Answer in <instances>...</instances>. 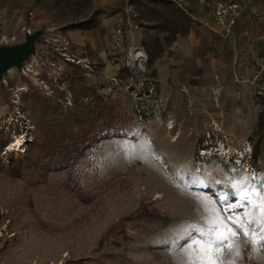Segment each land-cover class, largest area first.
<instances>
[{
    "label": "rangeland",
    "instance_id": "374dc122",
    "mask_svg": "<svg viewBox=\"0 0 264 264\" xmlns=\"http://www.w3.org/2000/svg\"><path fill=\"white\" fill-rule=\"evenodd\" d=\"M216 1L134 0L130 29L119 0H0V28L49 10L0 37L16 47L36 34L38 70L21 73L18 94L0 76V264H184L216 215L239 233L236 215L258 213L239 198L253 191L249 165L264 185V0L247 1V34L231 40L212 30ZM132 32L150 57L143 77L129 64ZM88 33L96 49L79 40ZM223 145L229 163L212 150ZM154 171L164 189L151 187ZM232 242L222 264L248 251L264 264V246L242 233Z\"/></svg>",
    "mask_w": 264,
    "mask_h": 264
},
{
    "label": "bare ground",
    "instance_id": "6f19581e",
    "mask_svg": "<svg viewBox=\"0 0 264 264\" xmlns=\"http://www.w3.org/2000/svg\"><path fill=\"white\" fill-rule=\"evenodd\" d=\"M48 13L49 10L48 9H42L38 12L32 13L30 15H28L27 17L24 18H19L11 23H7V24H3L0 28V37L3 35H6L8 33H10L11 31L17 30V29H24L25 26H28L31 22L35 21L36 19H38V14L39 13ZM28 32L30 33V30H28ZM132 42L129 45L128 48V57H129V64L130 67L135 68L138 71V76L139 77H143L145 75V71H146V64L148 63L150 57L148 52L146 51L145 48H143L142 46L138 45L135 42V36L134 33L132 32ZM87 39L90 44L92 45V48L96 49L97 48V40L94 37L93 34L88 33L84 38L81 37L79 40H85ZM110 69V66H108L105 69V72L107 73V71ZM6 72L10 73V76L16 81L18 82L17 84V89H16V93H20L26 90V84L22 83L21 84V80H22V76L21 73L27 75L30 73L31 78H35L37 79L38 76V70H37V60L34 54L31 55V59L28 60L27 62H25L21 68H16V67H9ZM214 125H216V127L218 126L217 123L214 122ZM167 129L171 130L173 129L172 123L170 122L168 124V126H166ZM177 133V132H176ZM180 139V133H177L176 136H174V138H172V142H177ZM23 142L22 137H16L13 142L10 144L9 148L10 150L12 149H17V148H21V144ZM24 145V144H23ZM218 153L219 156L222 158H226V162L229 163L230 160V156L232 154H234V150H232V148H228L227 150H225L223 148V146H220L218 149ZM251 150L250 145H248V148H246L245 150L241 151L238 153V157L239 158H243L244 154H247L249 151ZM202 155H211L212 151L209 150H205L204 152L201 153ZM204 156L202 158V160L204 159ZM201 160V159H200ZM240 160H237V163H239ZM202 162L199 161L198 163L194 164V168L192 167L193 173L196 175H201L203 173L204 167H202ZM249 169L248 171H251V173L249 174L252 180H255L252 189H256L258 187V181L256 180V172L254 171V169L251 170V165H249ZM155 176H153V180L151 183V187H156V188H165V184L162 183L161 179H160V175L154 171ZM208 184L211 187V184L209 183V180L207 181ZM213 189V187H211ZM210 189V188H209ZM261 193V195H264V185L261 187V189L259 190ZM165 197V194L163 191H156V197L155 200H161L163 201ZM197 222H200V220H197ZM245 251H247V247L245 246V248L243 249ZM249 258H252V252L247 253L246 255Z\"/></svg>",
    "mask_w": 264,
    "mask_h": 264
},
{
    "label": "snow or ice",
    "instance_id": "6c2138e0",
    "mask_svg": "<svg viewBox=\"0 0 264 264\" xmlns=\"http://www.w3.org/2000/svg\"><path fill=\"white\" fill-rule=\"evenodd\" d=\"M200 183L201 181H194ZM235 187V186H234ZM240 201H247V206L258 209L257 214L251 212H244L243 214H237L236 219L232 220V224L236 229H239V233L232 227L225 224L224 220L218 215L214 219L208 221L209 228L207 232L201 231L200 235L209 237L204 240H193L192 243L185 250L184 264H222L219 259V255L222 254L223 249L227 248L229 251L234 249L233 238L242 233L244 237L250 239L256 246H264L261 244L264 241V195L253 189L252 193L245 192L240 196ZM207 203V201H204ZM223 202V201H222ZM243 203L237 205H228L229 209L234 207H244ZM243 216L245 222H242ZM231 219V218H229ZM256 224L260 227L259 233H249L248 226ZM223 229V230H222ZM226 242V243H225ZM236 256L239 255V251H235Z\"/></svg>",
    "mask_w": 264,
    "mask_h": 264
},
{
    "label": "built area",
    "instance_id": "2783aa9c",
    "mask_svg": "<svg viewBox=\"0 0 264 264\" xmlns=\"http://www.w3.org/2000/svg\"><path fill=\"white\" fill-rule=\"evenodd\" d=\"M120 6H122L123 11L125 12L126 21L129 23L130 29H137L136 24H131L129 18V7L130 3L134 0H119ZM248 0H217L214 5L213 11V22L212 30L219 34L223 40L232 39L236 33L242 32V28L245 27L246 21L249 17V10L247 6ZM122 21V19H120ZM119 20V21H120ZM117 35L119 37L123 34L122 26H117ZM131 34V42H132ZM144 48V47H143ZM36 48H34V53ZM69 62H75V57H68ZM260 192V191H259ZM262 193V192H260ZM251 258L247 257L246 260L240 262V264H250Z\"/></svg>",
    "mask_w": 264,
    "mask_h": 264
},
{
    "label": "water",
    "instance_id": "95a60500",
    "mask_svg": "<svg viewBox=\"0 0 264 264\" xmlns=\"http://www.w3.org/2000/svg\"><path fill=\"white\" fill-rule=\"evenodd\" d=\"M48 13H39L38 18ZM37 40L36 34L27 33L25 42L16 47L0 46V76L9 67L21 68L26 60L34 54V42Z\"/></svg>",
    "mask_w": 264,
    "mask_h": 264
},
{
    "label": "trees",
    "instance_id": "16d2710c",
    "mask_svg": "<svg viewBox=\"0 0 264 264\" xmlns=\"http://www.w3.org/2000/svg\"><path fill=\"white\" fill-rule=\"evenodd\" d=\"M84 140H86V138ZM43 146H44V144H43ZM67 150H68V153H77L80 150V148L78 147V145L75 144V145L71 146V149L67 148Z\"/></svg>",
    "mask_w": 264,
    "mask_h": 264
},
{
    "label": "crops",
    "instance_id": "0c3cea01",
    "mask_svg": "<svg viewBox=\"0 0 264 264\" xmlns=\"http://www.w3.org/2000/svg\"><path fill=\"white\" fill-rule=\"evenodd\" d=\"M248 23H249V17H248V19H247V21H246V25H245V27H243L242 28V32L244 33V35H246L247 34V31H248V29H247V25H248ZM239 33V32H238ZM238 33H236V34H238ZM236 36V35H235ZM234 36V37H235ZM229 40H231V39H229Z\"/></svg>",
    "mask_w": 264,
    "mask_h": 264
},
{
    "label": "clouds",
    "instance_id": "9594fccd",
    "mask_svg": "<svg viewBox=\"0 0 264 264\" xmlns=\"http://www.w3.org/2000/svg\"><path fill=\"white\" fill-rule=\"evenodd\" d=\"M22 122V121H21Z\"/></svg>",
    "mask_w": 264,
    "mask_h": 264
}]
</instances>
